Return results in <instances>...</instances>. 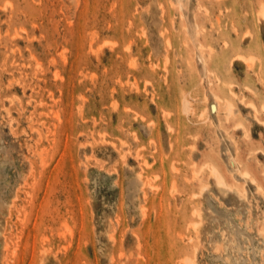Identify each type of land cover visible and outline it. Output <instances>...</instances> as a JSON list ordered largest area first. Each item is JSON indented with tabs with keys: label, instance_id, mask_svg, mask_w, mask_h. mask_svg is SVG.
<instances>
[{
	"label": "rangeland",
	"instance_id": "rangeland-1",
	"mask_svg": "<svg viewBox=\"0 0 264 264\" xmlns=\"http://www.w3.org/2000/svg\"><path fill=\"white\" fill-rule=\"evenodd\" d=\"M261 11L0 0V264H264Z\"/></svg>",
	"mask_w": 264,
	"mask_h": 264
},
{
	"label": "bare ground",
	"instance_id": "bare-ground-1",
	"mask_svg": "<svg viewBox=\"0 0 264 264\" xmlns=\"http://www.w3.org/2000/svg\"><path fill=\"white\" fill-rule=\"evenodd\" d=\"M185 2H187V1H185ZM177 4V3H176ZM181 5V4H180ZM178 6V5H177ZM179 8V7H178ZM182 9V8H181ZM262 9V8H261ZM184 12V11H183ZM261 15H262V17L264 18V12L263 11H261ZM191 32H193V31H191ZM193 36V35H192ZM190 37V36H189ZM194 42V41H193ZM196 56V55H195ZM239 57H241V56H239ZM244 57V56H243ZM243 57H241V58H243ZM249 58V57H248ZM201 59V58H200ZM244 59V58H243ZM246 59V58H245ZM202 60V59H201ZM203 61V60H202ZM205 61V60H204ZM248 61V60H247ZM204 71V70H203ZM203 77H205V75H203ZM210 95V94H209ZM213 97H214V95H213ZM233 104V103H232ZM183 105H186L185 103L183 104ZM184 107H187V106H184ZM225 107H226V109H227V113L226 114H230V111H231V108H232V105H231V103L230 102H228V100H227V102H226V105H225ZM251 107H252V105H251ZM190 108V107H189ZM188 109V108H187ZM186 109V110H187ZM234 108H232V110H233ZM184 110H185V108H184ZM228 116V115H227ZM238 127H239V125H237ZM236 127V126H235ZM219 129V128H218ZM227 132V131H226ZM227 153V152H226ZM230 156V155H229ZM231 158H233V157H231ZM233 162V161H232ZM237 165H239V164H237ZM217 168V167H216ZM236 168V167H235ZM218 170V169H217ZM240 170V169H239ZM210 171V170H209ZM211 172H212V174L214 175V177H215V179H216V181H217V184H219V185H222L223 184V182H222V180L223 179H221V177L218 175V173H217V171H216V169L215 168H213V167H211ZM241 172V171H240ZM246 172V171H245ZM245 176H246V174H245ZM241 178V177H240ZM242 178H244V177H242ZM249 179V178H248ZM254 181V180H253ZM143 182V181H142ZM223 186V185H222ZM171 187V186H170ZM226 187V186H225ZM229 187V186H228ZM206 188V187H205ZM239 189V188H238ZM241 192H242V189L240 190ZM239 194V193H238ZM240 195V194H239ZM249 205V204H248ZM243 206V205H242ZM261 210V209H260ZM196 224V223H195ZM227 224V223H226ZM195 226V225H194ZM192 228H194L193 226H192ZM170 244V243H169ZM185 244V243H184ZM231 248V247H230ZM191 260V259H190ZM182 261V260H181ZM186 261V260H185ZM184 261V262H185ZM189 261V260H188ZM192 261V260H191ZM190 261V262H191ZM187 262V261H186ZM190 262H189V264H190ZM188 263V262H187ZM186 263V264H187Z\"/></svg>",
	"mask_w": 264,
	"mask_h": 264
}]
</instances>
